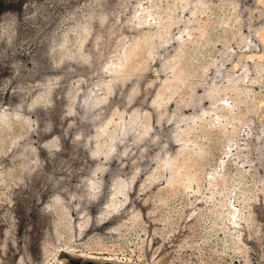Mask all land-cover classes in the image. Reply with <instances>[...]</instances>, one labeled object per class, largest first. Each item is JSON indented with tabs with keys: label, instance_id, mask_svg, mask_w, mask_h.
<instances>
[{
	"label": "rangeland",
	"instance_id": "obj_1",
	"mask_svg": "<svg viewBox=\"0 0 264 264\" xmlns=\"http://www.w3.org/2000/svg\"><path fill=\"white\" fill-rule=\"evenodd\" d=\"M0 264H264V0H0Z\"/></svg>",
	"mask_w": 264,
	"mask_h": 264
}]
</instances>
